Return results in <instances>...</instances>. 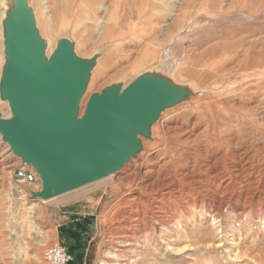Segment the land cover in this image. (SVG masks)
<instances>
[{
  "label": "rangeland",
  "instance_id": "rangeland-1",
  "mask_svg": "<svg viewBox=\"0 0 264 264\" xmlns=\"http://www.w3.org/2000/svg\"><path fill=\"white\" fill-rule=\"evenodd\" d=\"M27 1L35 15L39 34L47 43L48 56L55 53L60 39H67L79 58L88 61L96 59L82 96L81 112L96 93L112 86L126 88L139 78L154 76L190 90L187 99L161 112L163 117L160 123L168 118L190 126L193 115L204 124L210 111L205 108V104L231 92L232 85H226L222 79L229 73L227 68L236 65L238 59L249 53L247 50H250L246 55L248 61H254L251 65L241 63L242 67L238 65V69L242 73L253 71L252 83L264 81V60H261L264 58V0H111L112 9L117 7L119 18H114L113 23H108V12L103 6H99L98 1L96 4L92 1L82 17L74 8L69 9L68 4H63L67 0ZM105 1L110 3V0ZM12 6L10 0H0V85L6 63L4 21ZM140 8L143 9L141 14ZM100 16H105L102 18L105 19L103 28L99 23ZM146 47L151 48L147 51ZM214 52L220 54L216 56ZM235 53H239V57ZM218 61L224 62V69L216 64ZM214 78L216 82L213 81ZM240 93L243 94L240 84H236V102ZM213 111L218 114L219 107L213 106ZM0 113L4 118L11 114L8 101L1 96V92ZM253 119L249 116L244 121L240 120L239 124L236 121L238 133L235 141L239 140L236 143L238 148L251 144V150L258 153V136L252 131L254 138H250L243 131L247 123L256 124ZM160 123L151 129L149 138L141 136L148 149L153 147V150H160L158 147L163 141L160 138ZM227 123L223 125L232 126L231 122ZM1 138L0 136V264H48L44 251L50 243L58 240L56 209L59 207H77L81 212L91 213L88 238L85 243L76 244L79 246L72 252L73 257L82 256L80 259L83 264L113 263V258L107 251L112 246L111 242L118 234H125L127 239L132 240L137 232L134 228L137 215H134V220L122 217L141 210L140 201L127 203L139 193L136 184L115 185L113 177L125 173L130 165L138 162L137 159L112 174V177L107 176L52 199L43 200L33 196L32 192L38 191L34 183L16 179L14 171L21 165V158ZM227 140H223L226 142L224 150L233 149L234 145L228 146L230 142ZM258 157L256 155L254 158L255 164ZM263 161L260 160L259 163ZM262 181L264 185V176ZM243 203L244 196L236 195L234 200L228 201L220 218L216 220L207 210L189 205L190 216L184 211L180 213V224L168 232L162 231L158 245L149 242L148 248L144 244L138 246L137 255H145L149 264H264V199H260L259 206L256 202L248 203L245 211L240 207ZM157 235L158 233L154 234L155 237ZM134 240L136 238L132 241ZM65 244L68 248L71 246L69 243ZM169 245L177 250L170 252ZM152 248L155 249L154 255ZM188 256L192 258L188 259ZM77 260L72 264H77ZM136 261H125L124 264H142Z\"/></svg>",
  "mask_w": 264,
  "mask_h": 264
},
{
  "label": "water",
  "instance_id": "water-1",
  "mask_svg": "<svg viewBox=\"0 0 264 264\" xmlns=\"http://www.w3.org/2000/svg\"><path fill=\"white\" fill-rule=\"evenodd\" d=\"M4 21L6 63L1 96L11 116L0 113V134L21 163L33 167L49 200L119 171L140 149V135L189 89L144 76L126 88L112 86L82 96L96 59L79 58L67 39L50 58L27 0H11Z\"/></svg>",
  "mask_w": 264,
  "mask_h": 264
},
{
  "label": "bare ground",
  "instance_id": "bare-ground-1",
  "mask_svg": "<svg viewBox=\"0 0 264 264\" xmlns=\"http://www.w3.org/2000/svg\"><path fill=\"white\" fill-rule=\"evenodd\" d=\"M92 1H95L94 4L98 1L99 6H103V9L105 8V11L108 12V17L106 16L109 21L108 23H110V21L113 23L114 18H118V13H116V11H118L117 7L113 6L114 8L112 9L111 0L110 3L105 0H81L80 2L78 1L79 3L75 0H67L63 4H66V6L69 5V9L74 8V11L82 17L86 13L87 6H91L90 3ZM212 2L216 4V2ZM183 3L184 1L182 4ZM63 9H65V6ZM69 9H67V12H69ZM63 12H65V10H63ZM142 12L143 9H141V11L139 10V14ZM103 14L105 13L103 12ZM66 16L68 17L67 14ZM5 18H7V15ZM102 18H105V16L99 17L101 26L102 23H105V19ZM94 27L97 28V26ZM98 28H100V26ZM45 44L47 48L46 41ZM150 48H147V51L148 49L150 50ZM208 50H210V48H208ZM247 52L250 53V50H247ZM214 53L216 56L220 54L217 52ZM239 53H235L234 55L239 57ZM246 55L244 58L238 59L236 65H231L232 67L227 68L226 71H229V73L226 77L223 79L220 78L224 80L223 82H225L226 85L227 83L232 85L231 92L229 89V94H224L222 97L217 98V100H209V102L205 104V108L210 109V114L208 113V115H206L207 121L204 124L202 120H199L197 117H192L193 115L191 116L192 120L190 121V126H186L185 123H178L177 121L173 122L168 118H164L160 123L163 117V113H160L157 119L149 126V135L145 137L149 138L151 136V129L155 124L160 123V131L162 133L160 138L163 139L158 147L160 150H153V147L148 149V145L144 143L145 139L141 138L142 135L138 137L141 145L140 149L124 164V166L134 162L133 160L136 159L138 162L130 165L126 171L124 170L125 173L122 172L121 175L113 177V184L129 186L134 183L136 184L137 190H139L138 195H135L136 197L132 199L129 198L130 200L127 201V203L140 201L141 210H136V214L129 213L122 217L125 220H134V215H137V225L134 223V228L137 230L136 237L131 236L132 240L135 238L136 240L132 241L127 239L125 234H118L114 240L112 239V246H110V250H107L114 261L113 263L111 262V264H124L125 261H128V263L137 262L136 260L142 264H149L147 263L149 259H146L145 255H137L136 248L143 244L146 248L149 242H153L155 245L157 243L158 245L160 243L159 235L162 234V231L168 232V230L180 224V213L184 211L187 216L191 215L188 211L189 205L199 206L207 210L212 214L213 219L216 220L220 218L228 201L234 200L238 194L244 196V203L240 206L243 211L247 209L246 205L248 203L256 202L259 206L260 199H264V185H262L264 161L259 163L260 160H264V143H262V140H264V81L252 83L251 77L254 75L253 71L247 70L245 72L243 71V73L240 72L238 67H242L240 65L241 63H244V65H251L254 61V59L253 61L252 59L248 61ZM50 57L51 55L48 56V58ZM143 57L145 58V56ZM143 57H140V59ZM213 60L215 61V59ZM261 60L263 61L264 58L262 57ZM228 62L226 61V63ZM216 64H219L223 69L225 68L224 66H226L223 61H218ZM210 65H212V63ZM260 66H262V64ZM209 68L211 67L209 66ZM241 73L242 75H240ZM210 78L212 77L210 76ZM213 81L216 82L215 78ZM236 84H240L243 93H240L241 96L237 97V102L235 100ZM213 94H215V92H213ZM188 97L189 93L172 106L179 104ZM198 104L200 103L198 102ZM213 106L219 107L220 111L217 112L218 114H214ZM249 116L254 118L253 121H255L256 124L254 122L247 123L243 131H245V134L250 138H254L252 137V131H254L256 137L258 136L259 140H257V143L255 142L257 144V150H259L258 153L251 150L253 147L251 144H245L242 148H238V144L236 143H238L239 140L235 141L237 137L236 133H238L236 128L238 127L237 124L240 123V120L243 119L242 121H244ZM227 121L231 122L230 124L232 126H224L228 124ZM236 121L237 124H235ZM156 139L157 138L154 140L155 144H157ZM224 139H228L227 141L230 142L228 146L234 145V148L224 150L223 147L226 143L223 141ZM243 144L244 143H242V145ZM160 151H162V153ZM144 154L146 155L142 156ZM256 155L259 156L258 159H256L257 164H255L254 159ZM122 168L120 170H122ZM112 174L109 176H114ZM256 195L258 197H256ZM186 198L189 199L187 200ZM135 209L133 210L135 211ZM126 227L127 226H125V228ZM157 233L158 235L155 237L154 234ZM169 246L168 250L170 252L177 250L175 247ZM152 251L154 255L155 249L152 248ZM128 255L129 257H127ZM187 258L191 259L192 257L188 256Z\"/></svg>",
  "mask_w": 264,
  "mask_h": 264
},
{
  "label": "crops",
  "instance_id": "crops-1",
  "mask_svg": "<svg viewBox=\"0 0 264 264\" xmlns=\"http://www.w3.org/2000/svg\"><path fill=\"white\" fill-rule=\"evenodd\" d=\"M34 184L36 185V190L40 191L42 189L40 183ZM56 215L58 219L56 225L58 240L69 243L70 245L78 243L81 245L86 242L91 230V219L89 217L91 213L81 212L77 207H59L56 209ZM85 248L87 249V247Z\"/></svg>",
  "mask_w": 264,
  "mask_h": 264
},
{
  "label": "built area",
  "instance_id": "built-area-1",
  "mask_svg": "<svg viewBox=\"0 0 264 264\" xmlns=\"http://www.w3.org/2000/svg\"><path fill=\"white\" fill-rule=\"evenodd\" d=\"M14 176L17 180L22 182L41 184L37 171L33 167L22 163L15 169ZM44 258L48 264H70L74 257L69 252L64 241L56 240L46 247L44 251Z\"/></svg>",
  "mask_w": 264,
  "mask_h": 264
},
{
  "label": "trees",
  "instance_id": "trees-1",
  "mask_svg": "<svg viewBox=\"0 0 264 264\" xmlns=\"http://www.w3.org/2000/svg\"><path fill=\"white\" fill-rule=\"evenodd\" d=\"M75 245H76V244L71 245V246H69V248H68V250H69V252H70L71 254H72V252H75V251H76L75 248H77V247L79 246V245H78V246H77V245L75 246ZM80 257H82V256H80V255L78 256V255H77L75 258H73V260L70 262V264H71L72 262H74L75 259H78V260H77V261H78V262H77L78 264L83 263V261H82V259H80Z\"/></svg>",
  "mask_w": 264,
  "mask_h": 264
}]
</instances>
